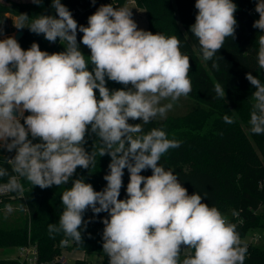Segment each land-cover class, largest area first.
<instances>
[{"label": "clouds", "instance_id": "9594fccd", "mask_svg": "<svg viewBox=\"0 0 264 264\" xmlns=\"http://www.w3.org/2000/svg\"><path fill=\"white\" fill-rule=\"evenodd\" d=\"M31 2L40 5L42 0ZM51 7L56 15L30 19L22 13L14 26L43 34L50 43L59 39L63 51H42L36 42L25 50L15 36L0 39V149L15 152L6 158L11 173L0 166V179L8 178L0 183V194L23 193L21 178L41 189L71 180L61 197L64 210L58 224H49V235L63 233L62 246L70 240L80 244L81 229L91 222L84 220L85 212L108 213L101 222L109 264H244L248 246L237 226L217 207L203 203L201 194L190 195L178 176L160 165L180 141L169 139L162 128L144 131V125L166 118L174 103L192 91L190 57L181 51L179 38L138 29L127 6L102 4L87 26L78 25L61 0H52ZM195 8L190 31L202 58L210 61L226 38L235 39L237 5L196 0ZM255 12L259 19L252 26L264 32V0H257ZM78 32L83 33L79 43ZM80 43L90 56L82 53ZM258 44V66L264 70V35ZM212 67L219 65L213 61ZM246 79L255 87L249 98L250 130L264 134V82L251 72ZM107 81L124 87L109 89ZM214 92L215 98H225L220 83ZM223 120L235 122L227 115ZM89 134L96 137L91 152L84 147ZM97 155L111 157L101 191L83 177L72 179L78 166H94ZM125 169L127 198L119 199ZM148 169L150 176L141 175Z\"/></svg>", "mask_w": 264, "mask_h": 264}, {"label": "trees", "instance_id": "16d2710c", "mask_svg": "<svg viewBox=\"0 0 264 264\" xmlns=\"http://www.w3.org/2000/svg\"><path fill=\"white\" fill-rule=\"evenodd\" d=\"M5 1L0 0L2 18L7 14L18 17L22 13L28 14L30 19L42 14L56 15L51 7L52 0H42L40 5L31 1ZM136 2L139 8L146 11L147 31L177 36L181 42V51L190 57L189 76L192 91L186 96V100H182L183 110L176 108L165 119H154L144 125L145 132L152 128H162L169 139L180 141V146L169 149L159 163L178 176L179 182L190 195L201 194L204 197L203 203L217 207L224 215L231 212L227 219L237 226L241 240L248 246L244 264H264V248L247 238L250 233L264 229V134L257 135L250 130L249 98L255 87L246 79V73L251 72L264 82V70L259 68L257 61L258 40L264 32L252 26L254 21L259 19V14L255 12L257 0H233L237 5V11L234 13L237 21L235 39L226 38L224 46L210 61L202 58L198 40L190 31V26L195 23L198 13L195 8L196 0H136ZM61 3L71 11L78 25L87 26L88 17L96 11L79 13L77 8L80 0H61ZM121 6L125 4L121 2L114 7ZM11 31L9 22L3 34ZM22 31L24 35L18 42L25 50L33 42L38 43L42 51L49 53L64 50L59 39L55 43H50L43 34L36 35L27 27ZM82 36L83 33H77L78 43ZM80 48L85 56H90V50L82 43ZM213 61L219 65L218 68L212 67ZM216 83L224 87L226 94L224 99L215 98ZM107 87L119 89L124 86L107 81ZM96 95L99 97L98 90ZM225 115L234 117L235 122L225 123L223 120ZM29 138L31 139V136ZM86 139L84 147L86 151L91 152L96 137L89 134ZM33 142L37 143L39 140ZM14 155V151L0 149V166L7 167L10 173L11 166L7 164L6 158H12ZM110 160L111 157L108 155L102 157L97 155L94 166H90L89 170L78 166L72 179L83 177L94 190L101 191L107 184L103 177L109 172ZM151 174V169L141 172L143 176ZM7 179V177L0 179V183L6 182ZM128 182L129 173L125 169L119 199L127 198ZM21 183L24 185L23 193L0 194V210L18 203L25 205L27 210L23 218L18 215L10 223L0 218V253L10 247L27 245L30 241L37 246V264H63L58 257L64 251L73 250L95 253L103 257L95 264H109V258L102 247L104 225L101 222L108 217V213L94 216L91 209L86 211L84 220L88 221L91 218V222L87 224L86 229H81L82 243L77 244L70 240L68 245L62 246L61 240L65 238L63 233L55 234L53 238L49 235L48 226L58 224L64 210L61 197L63 192L72 186L71 180L65 185L46 189L33 186L23 178ZM233 211L239 215L234 217ZM183 255L184 253L182 258ZM84 260L90 261L84 256L76 259L75 263L82 264ZM0 264L20 263L15 258L0 256Z\"/></svg>", "mask_w": 264, "mask_h": 264}, {"label": "rangeland", "instance_id": "374dc122", "mask_svg": "<svg viewBox=\"0 0 264 264\" xmlns=\"http://www.w3.org/2000/svg\"><path fill=\"white\" fill-rule=\"evenodd\" d=\"M1 1H3V2H6L5 0H1ZM17 1H31V0H17ZM128 8H130L131 9V12H132V19L137 23V25H138V29H142V28H144V29H146V30H148L147 28H148V20H147V18H146V14H145V11H143L142 9H140V8H138L135 4H129L128 6H127ZM7 16V18H8V20H9V22H10V28H11V32L10 33H8V34H2V35H0V39H3V38H5V37H7V36H14V34L17 32V31H19L15 26H14V23H15V21H16V16H13V15H10V14H7L6 15ZM81 49V48H80ZM87 51V50H86ZM92 65H89L88 66V68H89V70L91 71L92 70ZM180 99L181 100H177L175 103H174V105H173V108L171 109V110H169L168 111V113H167V116H169L170 114H172L171 113V111L172 110H175L176 108H178V109H182L181 107H182V105H183V102H182V100L183 99H185L186 100V96H181L180 97ZM167 102H169V101H163L162 103H167ZM183 110V109H182ZM181 110V111H182ZM26 113V112H25ZM166 116V117H167ZM156 119H161V118H159V117H157ZM165 119V118H164ZM129 121H131V123L132 124H136L137 122H141L140 120H129ZM4 149H2V151H3ZM261 154V153H260ZM262 155V154H261ZM9 206H11V210L9 209ZM9 206H6L5 207V209H1L0 210V218L1 219H5V220H7V223L9 222H12L13 221V219L16 217V216H21L22 218L25 216V214H26V208H25V205H22V204H20V203H18V204H11V205H9ZM230 214H231V212L230 213H227V215L230 217ZM227 215H225L227 218H228V216ZM4 217V218H3ZM253 234H258L259 236H261V238L257 241V244L260 246V247H262V248H264V229H261V230H257V231H255V232H253V233H250L248 236H247V238L249 239V240H251V238H252V235ZM18 249H19V247H10V248H8V249H6V250H4V251H2L1 253H0V256H6V257H9V258H16V256L18 255ZM63 254H65V255H67V258H68V264H74V262H75V259H73V257H76V256H78V255H81V254H86L85 255V257H87L88 259H90V261L93 263V264H95L96 263V261H98V260H102L103 259V257L102 256H98L97 254H95V253H90V252H88V253H86L85 251H82V250H73V251H64L63 252Z\"/></svg>", "mask_w": 264, "mask_h": 264}, {"label": "built area", "instance_id": "2783aa9c", "mask_svg": "<svg viewBox=\"0 0 264 264\" xmlns=\"http://www.w3.org/2000/svg\"><path fill=\"white\" fill-rule=\"evenodd\" d=\"M121 2H123L125 6H128L129 4H135L137 6L136 0H95V4L92 3V0H80V4L78 5L77 11L79 13H83L84 11H95L102 4H113V6H116ZM260 238L261 236L255 234L252 235L251 241L257 244V241ZM15 259H17L20 264H37L38 263L37 246L31 243L30 241L27 245L20 246L18 249V255L16 256ZM58 260L63 264H68V258L67 255L65 254H62L60 257H58ZM74 264L76 263L74 262ZM82 264H93V263L89 260H84Z\"/></svg>", "mask_w": 264, "mask_h": 264}, {"label": "water", "instance_id": "95a60500", "mask_svg": "<svg viewBox=\"0 0 264 264\" xmlns=\"http://www.w3.org/2000/svg\"><path fill=\"white\" fill-rule=\"evenodd\" d=\"M0 21H2V23H0V28H2L3 30H4L5 27L9 26V20H8V18L6 16L3 17V19H2V17H0ZM23 35H24V31H22V30L17 31L14 34V36H15V38L17 40H19Z\"/></svg>", "mask_w": 264, "mask_h": 264}, {"label": "crops", "instance_id": "0c3cea01", "mask_svg": "<svg viewBox=\"0 0 264 264\" xmlns=\"http://www.w3.org/2000/svg\"><path fill=\"white\" fill-rule=\"evenodd\" d=\"M138 7V6H137ZM139 8V7H138ZM140 9H142L143 11H145V9H143V8H140ZM145 14H146V11H145ZM146 18H147V15H146ZM143 30H145V31H147L146 29H144V28H142ZM148 29V28H147ZM85 255L84 254H81V255H78V256H76V257H73V259H76V258H82V257H84Z\"/></svg>", "mask_w": 264, "mask_h": 264}, {"label": "flooded vegetation", "instance_id": "af4514ba", "mask_svg": "<svg viewBox=\"0 0 264 264\" xmlns=\"http://www.w3.org/2000/svg\"><path fill=\"white\" fill-rule=\"evenodd\" d=\"M3 19V18H2Z\"/></svg>", "mask_w": 264, "mask_h": 264}]
</instances>
